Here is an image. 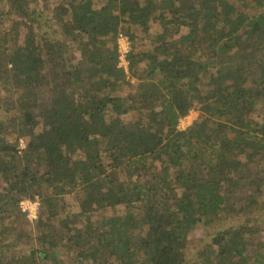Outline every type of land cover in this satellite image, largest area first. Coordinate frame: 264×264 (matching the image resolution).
Returning a JSON list of instances; mask_svg holds the SVG:
<instances>
[{
  "label": "trees",
  "instance_id": "1",
  "mask_svg": "<svg viewBox=\"0 0 264 264\" xmlns=\"http://www.w3.org/2000/svg\"><path fill=\"white\" fill-rule=\"evenodd\" d=\"M263 109L264 0H0V264H264Z\"/></svg>",
  "mask_w": 264,
  "mask_h": 264
},
{
  "label": "built area",
  "instance_id": "2",
  "mask_svg": "<svg viewBox=\"0 0 264 264\" xmlns=\"http://www.w3.org/2000/svg\"><path fill=\"white\" fill-rule=\"evenodd\" d=\"M117 46H118V53H119V61L122 64L127 65L126 63V55L128 54L129 50H130V42L128 40V38L122 34L118 35L117 38ZM38 204L37 202H31V201H25L23 203H21L20 205V209L22 213H26V214H31V212H33L32 215H30L32 217V219L30 221L36 220L37 216L35 211H38ZM37 208V210H36Z\"/></svg>",
  "mask_w": 264,
  "mask_h": 264
},
{
  "label": "rangeland",
  "instance_id": "3",
  "mask_svg": "<svg viewBox=\"0 0 264 264\" xmlns=\"http://www.w3.org/2000/svg\"><path fill=\"white\" fill-rule=\"evenodd\" d=\"M119 66L122 67V68H124V69L126 68V65L125 64H122L120 61H119ZM254 117H255V119L257 121L263 122L264 121V109L263 110H259L258 115H255ZM197 118H198V115L196 114V112L191 111L186 117H184L183 119H181L179 121V125H178L179 130H185V129H187L188 127H190L192 125L193 122H195L197 120ZM124 120L126 122H130V120H129L128 117H125ZM23 147H24V143L23 142H20L19 148L21 149ZM25 201H30V200H24L21 203H23ZM31 202H37V201H31ZM21 203H20V205H21ZM37 204H38V207H39V203L38 202H37ZM37 208H36V210H37ZM19 210L21 212L20 206H19ZM35 212H37L36 213V216L38 217V211H35ZM22 214H23L25 220L28 222V224H33V222L35 220L30 221L32 219V217L30 215H32L33 212H31V214H26V213H22Z\"/></svg>",
  "mask_w": 264,
  "mask_h": 264
}]
</instances>
